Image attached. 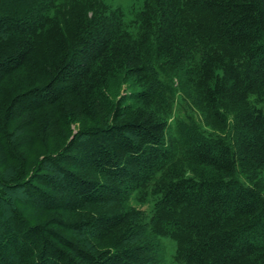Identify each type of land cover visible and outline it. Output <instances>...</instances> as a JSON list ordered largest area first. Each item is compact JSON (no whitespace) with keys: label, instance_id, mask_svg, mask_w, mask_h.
Wrapping results in <instances>:
<instances>
[{"label":"trees","instance_id":"16d2710c","mask_svg":"<svg viewBox=\"0 0 264 264\" xmlns=\"http://www.w3.org/2000/svg\"><path fill=\"white\" fill-rule=\"evenodd\" d=\"M25 1L0 0V264H158L164 237L185 264H264V194L237 174L264 170V0H154L138 39L116 13L77 2L67 18L59 0ZM158 61L215 116L232 112L234 144L196 126L168 141ZM119 78L140 88L134 109L96 99ZM69 101L90 124L46 149L49 108ZM160 170L142 222L125 204Z\"/></svg>","mask_w":264,"mask_h":264},{"label":"rangeland","instance_id":"374dc122","mask_svg":"<svg viewBox=\"0 0 264 264\" xmlns=\"http://www.w3.org/2000/svg\"><path fill=\"white\" fill-rule=\"evenodd\" d=\"M36 1L40 2L41 0ZM77 2L93 9L91 13L96 12L97 15L105 13H116L120 15L123 29L137 39L142 33L139 15L145 8L146 3L154 4V0H59L58 3L59 6L63 7L64 13L68 18ZM32 3L33 1L28 0L22 4L23 7H27L31 6ZM156 65L157 76L155 75V77L158 82V89L155 91L157 93V100L154 109L158 111V114L167 125L168 141L171 142L173 139L174 141L179 140V132L181 130L185 131L186 127L196 126L208 135L222 137L234 144L235 132L232 112H226V116L222 115L223 117L215 116L204 101V98L197 94L194 84L188 81L187 76H182L176 68L165 61H158ZM139 89L138 86L131 85L130 82H123L121 78L114 79L110 83V88L104 90L105 97L99 96L96 99L103 100L105 103L109 99L115 104L120 103L123 108L131 110L138 105L133 96ZM254 101L255 96H251L250 102ZM257 106L264 108V104H258ZM73 107L72 102L69 101L59 109L49 108L48 118L51 121H45L49 124L47 126L49 127L54 123L57 124L56 120L59 126L57 124L56 127L52 126L54 129L49 128L46 137L41 140V143L46 149H52L60 142L67 143L77 131L86 126L85 124H90L87 117L74 116L72 114V111H74ZM69 114L72 115L70 118L68 116ZM35 117L37 120L41 118L40 115H35ZM23 118L25 119L26 116H23ZM25 120H29V118ZM30 120H32L31 117ZM60 131L65 132L60 133ZM60 135L63 137H60ZM181 166L186 176L192 175L191 170L185 164ZM237 174L246 184L261 190L264 194V170H255L250 175H245L239 170ZM167 179L166 170L158 171L152 181L147 182L132 194L125 204L127 209L133 214H137L139 218H142V222H147L155 213L156 204L160 200V196L156 193L158 186L163 185ZM7 196L13 200L17 196H24V192L22 190L16 192L8 191ZM92 210V207H88L80 212H65L64 216L70 221L80 222L82 219H87ZM137 221L141 222V219H137ZM147 224L150 225V223ZM81 232V230H77L76 234ZM152 248L153 255L158 264H185L183 255L180 252V250L182 251V246L172 238H155Z\"/></svg>","mask_w":264,"mask_h":264}]
</instances>
